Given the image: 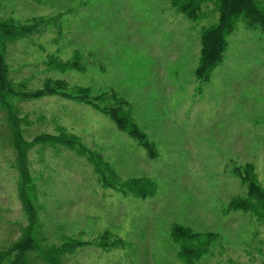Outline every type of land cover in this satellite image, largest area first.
<instances>
[{"label":"rangeland","instance_id":"obj_1","mask_svg":"<svg viewBox=\"0 0 264 264\" xmlns=\"http://www.w3.org/2000/svg\"><path fill=\"white\" fill-rule=\"evenodd\" d=\"M264 3V0H258ZM0 17L19 22L55 18L40 32L8 42L5 60L16 89L32 91L45 78L114 91L154 145L155 157L105 114L57 95L12 100L23 138L57 128L77 135L101 155L120 180L147 177L156 186L145 199L101 185L86 158L62 145L27 151L36 186L41 247L67 238L89 242L62 256V264H180L170 238L173 224L217 238L195 264H264V219L226 211L247 187L232 169L251 163L264 189V32L240 15L227 35L221 62L208 81L196 78L200 30L216 24L212 3L199 20L169 0H0ZM49 56L79 68L60 70ZM114 105L111 99L97 102ZM0 109V249L26 225L17 194L14 149ZM121 243L95 245L104 231ZM31 264H46L29 252Z\"/></svg>","mask_w":264,"mask_h":264},{"label":"trees","instance_id":"obj_2","mask_svg":"<svg viewBox=\"0 0 264 264\" xmlns=\"http://www.w3.org/2000/svg\"><path fill=\"white\" fill-rule=\"evenodd\" d=\"M169 2L177 12L193 21L201 18L204 6L209 3L215 5L218 10L216 24L202 27L200 30L199 57L194 69L196 78L200 80L208 81L212 71L221 62L227 47L226 37L234 29L240 15L244 17L248 28L257 27L264 32V3L258 0H169ZM54 20L53 17L47 19L41 17L23 23L13 18L3 19L0 17V109L5 111L10 128V143L14 149V167L18 177L17 194L26 218V225L22 228L20 236L7 247L0 249V264H31L29 252H37L46 264H62L61 259L64 254L89 243L76 238H67L58 246L41 247L39 245L42 235L38 220V207L35 203L36 186L30 174L27 158V151L34 145H62L74 150L86 158L103 187L120 190L124 195L145 199L154 195L156 191L155 183L147 177L120 180L100 154L90 150L77 135L64 128H57L56 133L37 134L30 141L23 138L21 119L17 115L18 112L12 100L14 98L25 100L57 95L89 105L105 114L120 131L132 137L149 157H155L154 145L132 119L128 102L114 91L91 97L89 87L69 86L62 79L51 78H45L42 87L32 91L21 87L18 90L11 83L5 60L6 44L24 38L33 32H40L45 25ZM47 60L50 67L60 70L79 68L77 56L70 62L53 56H49ZM102 99H111L114 101V105L100 106L97 102ZM232 172L246 184L247 196L232 197L226 211H243L258 219H264V189L256 179L253 165L246 163L242 167H234ZM217 237L215 233H198L190 227L178 224H173L170 229V238L178 246L177 257L180 264H195L196 260L207 253L208 248ZM121 242L120 238H116L106 230L94 244L103 249H109Z\"/></svg>","mask_w":264,"mask_h":264}]
</instances>
